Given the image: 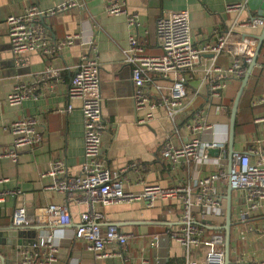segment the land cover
Segmentation results:
<instances>
[{
    "label": "crops",
    "instance_id": "0c3cea01",
    "mask_svg": "<svg viewBox=\"0 0 264 264\" xmlns=\"http://www.w3.org/2000/svg\"><path fill=\"white\" fill-rule=\"evenodd\" d=\"M72 1L0 0V191L21 192L16 198H9L0 204V234H15L7 238L0 236V264H18L20 249L46 234L52 236L57 248L54 264H68L71 260L82 264H181L185 257L183 247L166 235L178 226L181 214L179 203L158 202L154 208H148L144 201L133 199L107 207L98 206L97 209L105 215L103 230L106 224H115L130 239L120 256L97 259L87 251L85 243L74 240L87 205L79 196L75 200H67L65 194L51 189L53 179L41 177L54 160L64 161L71 177L80 175L85 162L82 101L70 99L67 95L70 82L77 72L83 46L77 41L47 58L38 54L15 56L11 51L7 19L22 13L29 5L51 9ZM75 1V8L45 19L43 24L53 42L63 41L67 35L94 38L100 66L103 118L107 126L102 137L103 158L106 165L114 170L136 161L146 168L126 173V179H123L125 191L139 195L146 185L171 188L181 179H195L220 170L228 173V156L224 158L211 154V160L206 164L198 167L184 164L179 170H173L162 157V145L170 140L177 147L187 141L192 136L191 130L187 129V122L195 112L205 110L207 122L214 126L213 132H203L198 137L205 142L225 143L228 149L230 116L227 105L236 84L235 81L230 82L223 98L219 102H211L206 72L212 65L223 69L229 67L236 54H247L252 61L263 27L252 29L246 26V22L251 18H260L259 13L264 12V0H119L128 14L137 15L135 33L150 55L161 54L155 28L159 17L167 12L189 13L191 38L196 46L215 44L220 35L229 36L234 43L229 53L215 58L212 54L201 57L188 77V109L178 119L177 126L164 110H158L154 119L140 122L149 109L137 111L133 101L131 69L123 55L131 33L127 15L107 14V0ZM244 2L247 5L244 12L229 10L230 6ZM250 40L252 44H248ZM236 42L246 44L236 46ZM245 47L246 51H243ZM48 66L62 72V79L56 83L53 93L47 92L38 100H26L17 107L7 103L17 82L43 83L41 76ZM156 82L163 92H167L171 86L168 80L157 79ZM150 88L155 96L154 88ZM217 104L223 109L217 111ZM69 107L72 108L70 112ZM26 118L38 121L42 142L35 149L22 150L17 162H13L5 155L14 140L7 128L11 123ZM234 150L248 153L252 163H264V42L239 104ZM219 157L221 162L217 166L215 159ZM227 184L228 181L217 184L218 195L225 203L224 217L208 219L203 223L205 234L220 232L224 235V251ZM52 204L68 206L72 218L69 226L48 223L45 210ZM246 205L245 193L233 190L232 264L264 262V234L260 231L264 227V204L251 218L242 220L240 213ZM20 207L27 210L30 218L34 220L40 217V221L29 229L16 227L13 217L15 210ZM16 234L22 236L17 237ZM155 236L162 237L160 242H156ZM204 252V248L195 250L191 257H202Z\"/></svg>",
    "mask_w": 264,
    "mask_h": 264
},
{
    "label": "built area",
    "instance_id": "2783aa9c",
    "mask_svg": "<svg viewBox=\"0 0 264 264\" xmlns=\"http://www.w3.org/2000/svg\"><path fill=\"white\" fill-rule=\"evenodd\" d=\"M106 13L112 16L127 15L128 27L131 31L128 48L124 50V61L131 69L134 87L133 101L137 111L149 109L146 116L140 119H154L158 110H164L167 117L176 126L180 116L188 109L187 80L194 71L201 57L212 54L218 57L230 52L234 45L229 36L218 37L215 44L205 43L196 46L191 38L189 13L187 11L167 12L156 22L155 33L161 48V54L150 55L135 33L137 15L128 14L125 6L119 0H107ZM77 2L61 4L51 9H41L37 5H29L18 15L7 19L11 51L15 56L38 54L50 57L60 50L71 47L77 41L83 46L77 72L68 88V98L82 101L84 117V157L80 175H68L67 166L62 160H54L50 168L41 175L42 178L53 179L51 189L65 194L67 200L78 198L87 205L82 213L80 223L74 234V240L83 242L88 252L97 259H109L120 256L127 247L130 236L115 224H106L105 215L97 209L107 207L126 200H142L148 208H154L158 202H176L180 204L181 214L178 226L169 231L167 237L180 244L185 257L181 264H225L224 235L220 232L205 234L203 223L212 218H223L225 215L224 200L218 195L217 184L230 180L233 190L245 193L247 205L240 213V218L246 220L258 211L264 204V163H252L248 153L236 152L232 157L228 173L223 170L209 173L195 179H181L171 188L160 185H146L143 192L135 195L126 192L123 179L131 170H145L139 162H132L121 169H110L102 155V137L107 129L103 118V99L100 84V66L97 58V47L93 37L67 35L63 41L53 42L46 27L45 19H50L62 12L75 8ZM246 3L232 5L229 10L244 12ZM246 26L257 29L264 27V18H251ZM237 44H246L236 42ZM243 51H246V47ZM251 58L247 54H236L229 65L223 69L212 65L206 72V80L210 82L209 99L219 102L232 81H241L247 73V65ZM246 64V65H245ZM62 79V72L48 66L42 73L43 83L30 84L17 82L7 98L12 107L21 106L26 100H38L43 94L53 93L56 83ZM168 80L171 84L167 92L161 91L156 80ZM155 90V96L151 88ZM216 110H222L216 105ZM68 108V112L71 111ZM186 124L192 136L180 146L167 140L162 145L161 154L173 170H179L184 164L195 167L206 164L211 160L210 150H219V156H227V145L215 141L205 142L198 137L203 132H213L214 126L206 119V111L193 114ZM14 140L5 155L17 162L19 153L24 149H35L42 142V133L36 119L26 118L17 120L8 126ZM194 135V136H193ZM220 166L221 158L215 159ZM221 168V167H219ZM6 182V181H4ZM21 192L17 190L0 191V204L9 198H16ZM50 225L66 227L72 223L68 206L52 204L45 210ZM40 217L34 220L23 207L14 212V225L20 229H29ZM264 234V227L260 229ZM161 236H155L160 242ZM157 244V243H156ZM205 249L202 257L192 258V252ZM57 248L51 235L39 237L33 243L22 247L19 252L18 264H54ZM68 264H82L71 260ZM253 264H264V262Z\"/></svg>",
    "mask_w": 264,
    "mask_h": 264
},
{
    "label": "water",
    "instance_id": "95a60500",
    "mask_svg": "<svg viewBox=\"0 0 264 264\" xmlns=\"http://www.w3.org/2000/svg\"><path fill=\"white\" fill-rule=\"evenodd\" d=\"M264 10V7H263ZM260 18H264V12L259 13ZM258 41V45L257 48L253 54L252 57V61L249 64V67L247 69V73L245 74L244 78L241 80V85L240 88L237 92V95L235 97V100L233 102V106L231 109V114H230V124H229V138H228V152H227V156H228V161H229V167H231V163H232V157L233 155L236 153L234 150V144H235V129H236V118H237V113H238V108H239V104L240 101L242 99V96L244 94V91L247 87L248 81L250 79V76L252 74L253 68L256 65L257 62V57L260 53V50L262 48L263 42H264V27H263V31L261 33V35L258 37L257 39ZM210 154L212 156H217L219 155V150L217 149H213L210 150ZM228 194H227V204H226V224L224 227V231H225V264H232L231 262V258H230V246H231V229L233 226V222H232V192H233V188L231 186V182L230 180H228ZM15 234H0V236H6V238L12 237ZM17 237H21V234H16Z\"/></svg>",
    "mask_w": 264,
    "mask_h": 264
},
{
    "label": "trees",
    "instance_id": "16d2710c",
    "mask_svg": "<svg viewBox=\"0 0 264 264\" xmlns=\"http://www.w3.org/2000/svg\"><path fill=\"white\" fill-rule=\"evenodd\" d=\"M246 65V64H245ZM235 84H236V86H234V93L232 94V96H231V98H230V103L227 105V109H228V115L230 116V114H231V109H232V106H233V102H234V100H235V97H236V95H237V92H238V90H239V88H240V85H241V81H235L234 82ZM233 83V84H234Z\"/></svg>",
    "mask_w": 264,
    "mask_h": 264
},
{
    "label": "bare ground",
    "instance_id": "6f19581e",
    "mask_svg": "<svg viewBox=\"0 0 264 264\" xmlns=\"http://www.w3.org/2000/svg\"><path fill=\"white\" fill-rule=\"evenodd\" d=\"M252 43H253V41H251V40H250V41H248V44H252Z\"/></svg>",
    "mask_w": 264,
    "mask_h": 264
}]
</instances>
